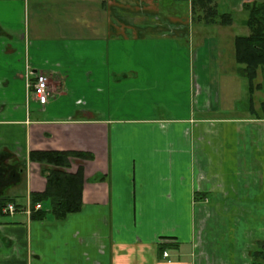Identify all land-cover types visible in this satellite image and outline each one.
Masks as SVG:
<instances>
[{"label": "crops", "instance_id": "1", "mask_svg": "<svg viewBox=\"0 0 264 264\" xmlns=\"http://www.w3.org/2000/svg\"><path fill=\"white\" fill-rule=\"evenodd\" d=\"M250 2L215 0L220 26L188 0H0V264H264V97L206 113ZM31 151L88 155L66 170L79 212L26 213L46 186Z\"/></svg>", "mask_w": 264, "mask_h": 264}, {"label": "trees", "instance_id": "2", "mask_svg": "<svg viewBox=\"0 0 264 264\" xmlns=\"http://www.w3.org/2000/svg\"><path fill=\"white\" fill-rule=\"evenodd\" d=\"M214 1L189 0L193 18H201L206 25L230 26L233 22L232 15L220 14ZM243 11L246 14L244 25L249 33L247 36L235 37L234 60L239 66V75L246 79L251 94L259 89L257 78L264 68V3H247ZM258 117L264 119V101L260 103ZM74 158L89 157L77 152L31 151L29 153V160L41 166V173L46 181L43 192L30 194L31 219L42 220L50 215L56 220H62L67 215L80 211L83 176L81 171L75 174L66 172ZM35 204H40L39 209H34ZM257 254L259 253H254L253 258H256Z\"/></svg>", "mask_w": 264, "mask_h": 264}, {"label": "rangeland", "instance_id": "3", "mask_svg": "<svg viewBox=\"0 0 264 264\" xmlns=\"http://www.w3.org/2000/svg\"><path fill=\"white\" fill-rule=\"evenodd\" d=\"M220 13V12H219ZM245 16V13H243ZM238 36H244L240 29L238 30ZM241 34V35H240ZM237 69L239 66H236ZM238 72V71H237ZM239 73V72H238ZM240 78L242 80H240ZM222 80V82H221ZM263 82V83H262ZM261 88H259L260 97H264V68H263V78H262ZM248 86L246 85L245 79L238 75V78H231L230 82H226L220 78L219 87L216 89L217 94L211 97L212 109L207 111L211 117H234L241 114L240 108H242V103L248 100L249 95L247 93ZM241 106V107H240Z\"/></svg>", "mask_w": 264, "mask_h": 264}, {"label": "built area", "instance_id": "4", "mask_svg": "<svg viewBox=\"0 0 264 264\" xmlns=\"http://www.w3.org/2000/svg\"><path fill=\"white\" fill-rule=\"evenodd\" d=\"M189 1V0H188ZM31 76L30 70L28 67H25V83L26 88H28L34 98L40 103L43 104L47 98V81L44 75L37 74L34 77V81H30L29 77ZM16 212V208L14 204H7L6 206L1 208V213L12 215ZM26 213L29 215L31 211L27 208ZM163 257H167V254L164 253Z\"/></svg>", "mask_w": 264, "mask_h": 264}, {"label": "flooded vegetation", "instance_id": "5", "mask_svg": "<svg viewBox=\"0 0 264 264\" xmlns=\"http://www.w3.org/2000/svg\"><path fill=\"white\" fill-rule=\"evenodd\" d=\"M31 211V210H30Z\"/></svg>", "mask_w": 264, "mask_h": 264}]
</instances>
